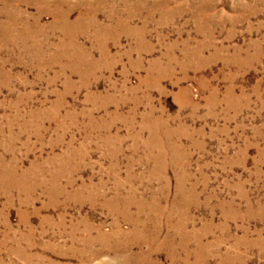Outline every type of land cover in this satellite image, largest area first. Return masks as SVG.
Masks as SVG:
<instances>
[{
	"label": "rangeland",
	"instance_id": "rangeland-1",
	"mask_svg": "<svg viewBox=\"0 0 264 264\" xmlns=\"http://www.w3.org/2000/svg\"><path fill=\"white\" fill-rule=\"evenodd\" d=\"M0 31V264H264V0H0Z\"/></svg>",
	"mask_w": 264,
	"mask_h": 264
},
{
	"label": "bare ground",
	"instance_id": "bare-ground-1",
	"mask_svg": "<svg viewBox=\"0 0 264 264\" xmlns=\"http://www.w3.org/2000/svg\"><path fill=\"white\" fill-rule=\"evenodd\" d=\"M11 1V0H10ZM34 1V0H33ZM59 1V0H58ZM45 5H43V8L46 6V4L49 6L51 3L50 2H45L43 1ZM57 3V2H56ZM12 5V4H11ZM16 5V4H15ZM56 8H60L61 10H59L58 13L55 14L54 16V20H53V23L54 25H57V24H60V26H65L68 27L70 26V22H69V19H68V14L70 12L69 8H72L71 6L68 7V8H65L63 6V8H61V5H58V4H55ZM16 8V7H15ZM14 10V9H12ZM42 10V9H41ZM47 10V8H46ZM16 11V10H15ZM45 11V10H44ZM19 12V11H18ZM55 12V11H54ZM12 13V12H11ZM7 16V15H6ZM18 16V15H17ZM14 17V16H13ZM115 17V16H114ZM82 19H85L87 18V16L83 15L81 17ZM92 18V16L90 17ZM16 20V19H15ZM112 24L110 25H98L99 28H101V31H100V34L103 35V34H111V33H114L116 31V29L118 30H128L129 32L131 31L130 30V26L125 24V23H122L123 21L119 20L117 17L113 18L112 17ZM8 21V19H7ZM3 22V21H2ZM1 22V23H2ZM90 23L92 24H96V19H92L90 20ZM3 24V23H2ZM11 25V24H10ZM25 26V25H24ZM27 26V25H26ZM41 26V25H40ZM9 27V26H8ZM4 28V27H3ZM2 29V28H1ZM31 29V28H30ZM37 29V28H36ZM5 30V28H4ZM9 30V29H8ZM21 31V30H20ZM23 31V30H22ZM33 31V30H32ZM36 31V30H35ZM1 32V31H0ZM24 32V31H23ZM140 34L138 36V39H141L142 38V30L140 29L139 30ZM6 33V32H5ZM9 33V31H8ZM27 33V32H26ZM29 33V32H28ZM36 33V32H35ZM16 35V34H15ZM32 35V34H31ZM36 36V35H35ZM17 37V36H16ZM98 37V35H97ZM5 38V37H4ZM15 38V37H14ZM21 38V37H20ZM99 38V37H98ZM103 37H101L102 39ZM1 40V39H0ZM5 41V40H4ZM9 41V40H8ZM10 42V41H9ZM59 53V52H58ZM52 55V54H51ZM54 56V55H53ZM57 58V57H56ZM72 239H71V244L68 245L69 247V250H71V252H73V254L75 256H77L78 258H80L81 260H84V261H87V260H90L92 258V256H96L99 254V248H96L94 246V243H96L100 237H102L104 240L105 238H107V236L105 235H80V237H76V235H72ZM138 237H140L138 239ZM157 237V236H156ZM152 239H155V237H150L148 235H138L137 238H134L133 240L130 239V241H127L128 243H125L124 245L127 244V246H131L133 245L134 243H137L139 245L140 242H144V241H141V240H145V239H148V240H151ZM141 239V240H140ZM189 239V238H188ZM128 240V239H127ZM103 241V240H102ZM119 241V240H118ZM156 241V239L154 240ZM152 241V242H154ZM109 242V241H108ZM115 242V241H114ZM123 242V241H122ZM126 242V241H125ZM102 243V242H101ZM56 244V243H55ZM109 244V243H108ZM111 244V243H110ZM120 244V243H119ZM101 245V244H100ZM106 245V244H105ZM115 245V244H114ZM118 245V244H117ZM150 245H153L150 244ZM103 246V245H102ZM116 246V245H115ZM123 247V246H122ZM141 247V246H140ZM108 248V246H107ZM119 248V247H118ZM133 248V247H132ZM151 248V247H150ZM109 249V248H108ZM111 249V248H110ZM113 250V249H112ZM117 250V249H116ZM130 250V249H129ZM151 250V249H150ZM150 252V251H148ZM144 254V253H143ZM150 253H145V256H149ZM172 255V254H171ZM130 256V255H129ZM132 257V256H131ZM130 257V258H131ZM134 258V257H133ZM140 260V259H139ZM60 264H73L71 262H65V263H61Z\"/></svg>",
	"mask_w": 264,
	"mask_h": 264
}]
</instances>
